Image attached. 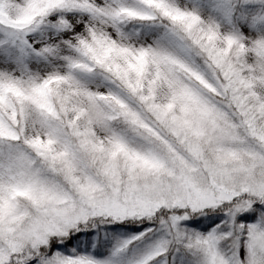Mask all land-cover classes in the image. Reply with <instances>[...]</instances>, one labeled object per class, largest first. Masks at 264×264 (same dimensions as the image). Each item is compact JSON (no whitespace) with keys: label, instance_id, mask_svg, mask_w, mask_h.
<instances>
[{"label":"snow or ice","instance_id":"obj_1","mask_svg":"<svg viewBox=\"0 0 264 264\" xmlns=\"http://www.w3.org/2000/svg\"><path fill=\"white\" fill-rule=\"evenodd\" d=\"M0 264H264V0H0Z\"/></svg>","mask_w":264,"mask_h":264}]
</instances>
